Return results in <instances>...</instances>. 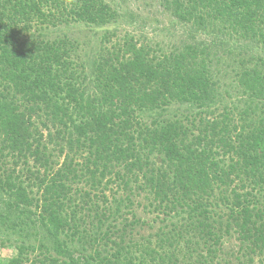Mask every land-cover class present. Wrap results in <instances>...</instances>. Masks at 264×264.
I'll use <instances>...</instances> for the list:
<instances>
[{"label":"trees","instance_id":"obj_1","mask_svg":"<svg viewBox=\"0 0 264 264\" xmlns=\"http://www.w3.org/2000/svg\"><path fill=\"white\" fill-rule=\"evenodd\" d=\"M162 2L214 42L165 53L114 41L103 0H0V264H264V0ZM137 196L163 218L141 242Z\"/></svg>","mask_w":264,"mask_h":264},{"label":"rangeland","instance_id":"obj_2","mask_svg":"<svg viewBox=\"0 0 264 264\" xmlns=\"http://www.w3.org/2000/svg\"><path fill=\"white\" fill-rule=\"evenodd\" d=\"M110 4V6L116 7L119 10L115 25H112L111 31L115 34L114 41L125 36L126 33L136 36L137 39L149 44L152 47L160 45L165 53L170 52L175 47L183 46L185 44H194L198 40L202 43L210 44L214 42L212 37H208L201 34L195 35L191 25L178 24L166 8L163 6V0H103ZM65 20V19H64ZM67 22V20H65ZM66 25L59 24V28L63 29L67 27V32L73 37L77 38L80 43H86L89 40L95 44L98 34L106 33V28L90 29L86 26L78 27L75 22L68 20ZM96 37V38H95ZM93 44V45H94ZM95 46V45H94ZM84 51L80 50V55H83ZM221 84H226V87L221 91L224 94L227 90L230 92V96H227V100L238 103L241 102L240 96L235 88V83L230 78H225ZM230 85V86H229ZM241 105V104H240ZM60 163L62 158L59 159ZM148 202L143 196L135 197V213L142 220L147 221L148 224L144 228H138L134 237L135 240H146L148 237L153 238L155 233L159 231V228L163 226L161 218L151 214L150 207L147 206ZM143 239V240H142ZM154 240V239H152ZM17 253L15 248L1 247L0 246V258H11Z\"/></svg>","mask_w":264,"mask_h":264}]
</instances>
